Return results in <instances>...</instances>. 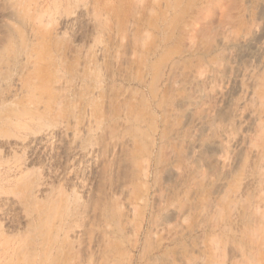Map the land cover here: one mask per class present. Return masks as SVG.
Returning <instances> with one entry per match:
<instances>
[{
    "label": "rangeland",
    "instance_id": "rangeland-1",
    "mask_svg": "<svg viewBox=\"0 0 264 264\" xmlns=\"http://www.w3.org/2000/svg\"><path fill=\"white\" fill-rule=\"evenodd\" d=\"M0 264H264V0H0Z\"/></svg>",
    "mask_w": 264,
    "mask_h": 264
}]
</instances>
